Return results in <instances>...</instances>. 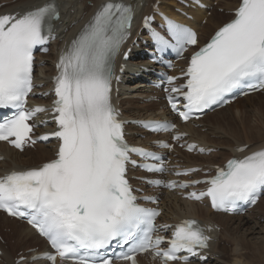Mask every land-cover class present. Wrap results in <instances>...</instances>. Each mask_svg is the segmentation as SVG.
<instances>
[{"label": "snow or ice", "instance_id": "snow-or-ice-1", "mask_svg": "<svg viewBox=\"0 0 264 264\" xmlns=\"http://www.w3.org/2000/svg\"><path fill=\"white\" fill-rule=\"evenodd\" d=\"M60 18L58 5L51 2L23 14L0 16V109L14 110L0 121V141L21 151L26 144L36 143L29 121L46 111L26 108L33 91L34 50L55 38L54 24ZM132 19V7L122 2L109 0L96 11L57 64L53 112L58 130L51 134L60 142L56 158L39 168L0 177V211L25 220L48 241L54 254L43 258L51 264L57 258L71 264H114L110 253L116 248L123 251L115 259L130 264H138V255L148 252L161 264H189V256H198L209 246L205 229L195 220H184L173 227L168 247L162 248L165 237L158 234L156 224L160 212L138 204L127 179L128 165H135L131 154L160 160L126 142L124 124L112 103L114 61L130 34ZM167 22L181 55L188 46L198 44L194 31ZM152 36L158 44L173 46L155 31ZM184 75L186 82L170 89L175 95L170 94L168 101L185 122L196 113L230 103L232 93L264 90V0H240L234 18L191 56ZM175 79L169 77L168 84ZM180 98L186 111L179 110ZM144 126L152 131H175L174 124ZM142 167L148 172L166 171L162 163ZM194 183H204L207 189L192 192L188 198H208L216 211L232 212L238 203L254 205L264 189V149L230 159L214 176ZM164 186L189 187L175 181Z\"/></svg>", "mask_w": 264, "mask_h": 264}, {"label": "bare ground", "instance_id": "bare-ground-1", "mask_svg": "<svg viewBox=\"0 0 264 264\" xmlns=\"http://www.w3.org/2000/svg\"><path fill=\"white\" fill-rule=\"evenodd\" d=\"M45 1L48 0H0V4L3 2L7 3L0 9V14L10 10L17 11L19 9L32 8ZM103 1L104 0H58L59 4L61 5L62 13L57 25L58 29L62 30V37H67L70 33L75 32L77 30L78 23L80 22L81 17L85 13H93L99 6V4ZM125 1L136 4L138 9H140L141 11V15H143L151 11L150 5L152 3L154 4L157 0ZM238 1L239 0H219L220 5L218 7H223L226 10H232L236 7ZM88 3H93L94 6L92 7ZM170 5H176L174 0H162L163 9H168ZM197 16L199 18V22L205 19V15L203 13H198ZM225 18H227V15L218 14L215 11L212 16L208 18L207 24L205 26H201L202 33L210 34L215 28L226 22V20L223 21V19ZM227 20H229V17ZM66 29H69V31L68 33L64 34V30ZM44 59L45 61H47L46 73L52 74L53 70L50 62L55 59V56L49 55L44 57ZM125 91V89L122 90V92ZM261 95V93H258L251 96H245V98H243L242 100L238 99L233 105L228 106L225 109L220 110L219 112L206 116L201 121L203 125L200 128H193L189 124L184 125L183 128L192 133V136L190 137L192 140L200 142L202 145L206 146L209 149L214 148L217 150V152L212 153L210 156H194L187 153H179L175 158L178 159L177 163L187 164L189 166L218 164V160H220V163H224L230 157L235 155V148L238 146L246 144L250 145L249 149L241 155H245L249 152L263 148L264 127H257V129H253L255 127H250L249 134L245 132L247 134L244 136L238 135L232 137L230 136V134V138L229 136H226L222 133L225 129L222 128L223 126L221 127V125L223 124H228L227 127H232L233 125H229L230 121H240L246 118L245 115L247 116L248 111L243 110L245 109V104L241 106V102H248V106L252 105L253 110H255L256 112H260L261 110L264 111V98H262ZM146 96H148V94H146ZM121 105L124 110V114L129 118H147L148 112L151 109L155 110L157 109V107H159V104L156 103L141 104L140 101L134 99V97L121 102ZM231 108H234L237 113L221 116V113H223L225 110L229 111L231 110ZM219 114L221 115L215 117L212 122L208 121L209 117ZM236 128V126L229 128V131ZM203 129H206V132L202 133ZM231 140L233 141L231 142ZM0 150L4 151L8 158V161L0 163V174H2L6 170L11 169L14 165H16L17 167L35 166L43 161L49 160L53 155L51 146H38L36 150H29L23 154H20L0 144ZM165 201L166 204L163 207L165 208L166 212L163 217L167 219L174 220L176 216H194L199 219H203L206 222H216L221 226V230L219 231L220 233H218L216 236L217 241L212 245V248L210 250L215 259L212 261V263L209 261L210 263L208 262L205 264H257L256 258L253 256L254 254L250 253L251 248L254 249V252H257V256L260 257L261 261H264L263 257H261L262 254L264 255V253L261 252V256H259L260 254L258 253L259 249L264 250V235L261 236V234H264V226H261L260 220L256 218L255 221H252V218L256 217L254 216V214L257 210L258 212H261V210L262 212H264V196L256 205L254 210L250 214L245 216H228L224 214H216L213 213L208 207H204L202 205L194 203L187 204L185 201L174 196L173 194H168ZM259 218L262 219L264 217L259 216ZM4 223H6V225H4ZM0 226L1 229L7 228L11 229L14 232L13 235H2L6 240V244L3 246L5 251L3 264H14L15 256L12 255L13 248L15 247L16 249V246L20 244H31L29 245L30 247L27 246L25 250L33 248L39 244L42 245L41 240L31 230L26 228L24 225L18 224L16 221H11L10 219L0 215ZM238 232H241V235H236L238 234ZM233 233H235V235H233ZM252 235H257V238H250V236ZM13 240L15 241V243L12 242ZM221 242L228 243L226 245H233V248L229 249L225 245L222 246ZM227 252L230 253V256L227 254ZM227 255L230 257L228 261L225 259Z\"/></svg>", "mask_w": 264, "mask_h": 264}, {"label": "rangeland", "instance_id": "rangeland-1", "mask_svg": "<svg viewBox=\"0 0 264 264\" xmlns=\"http://www.w3.org/2000/svg\"><path fill=\"white\" fill-rule=\"evenodd\" d=\"M15 1V0H14ZM88 4H93V3H88ZM218 14L220 13V14H222V13H225V12H222L221 10H217L216 11ZM228 19V16H227V18H225V19H223V21H225V20H227ZM261 97L262 98H264V95H261ZM256 99V98H255ZM245 104V109H243V110H246V111H248V113H247V116L245 115V117L246 118H244L243 120H240V121H233V122H231L230 121V124L229 125H233L232 127H234V126H236L237 128L236 129H234V130H230L229 131V128H232V127H227V125L228 124H223V125H221V127L222 128H224L225 130L222 132L224 135H226V136H229L230 134V136L232 137V136H244V135H246L247 133L249 134V128L250 127H255V128H253V129H257V127H264V111L263 110H261L260 112L261 113H263V114H261L260 112H256L255 110H253V108H252V105H249L248 106V102H241V106L242 105H244ZM252 112H251V111ZM226 111V110H225ZM250 111V112H249ZM227 112H229L228 114H230V115H232V114H236L237 113V111L234 109V108H231V110H229V111H227ZM223 116L224 115H226V112H223V113H221ZM220 114V115H221ZM220 115H217V117L218 116H220ZM221 115V116H222ZM213 119H214V117H209V119H208V121L209 122H212L213 121ZM263 125V126H262ZM225 126H226V128H225ZM249 126V127H248ZM247 130H246V129ZM244 129V130H243ZM203 131V130H202ZM234 132H236V133H234ZM245 132H247V133H245ZM203 133V132H202ZM237 134V135H236ZM230 136H229V138H230ZM246 137V136H245ZM233 140H231V142H232ZM245 141V140H244ZM219 161V160H218ZM258 213H260V214H258ZM262 213H264V212H262V210H261V212H258V210L255 212V214H254V216H256V217H253V216H251V217H253L252 218V221H255V218L256 219H258V220H260V222H261V226L263 225L264 226V218H262V219H260L259 218V216H262V217H264V214H262ZM228 222H229V220H228ZM261 229V228H260ZM259 229V230H260ZM259 230H257V231H259ZM231 234V233H230ZM233 235H235V233H233ZM236 235H241V232H238V234H236ZM264 234H261V236H263ZM257 238V235H255V236H250V238ZM227 248H229V249H232L233 248V245H225ZM243 246V245H242ZM256 246H258V245H256ZM16 247H18V246H16ZM30 247V246H29ZM259 248V247H258ZM15 247L13 248V252H12V255L14 256V253H15ZM252 250H253V252H252ZM261 252H263L264 253V250L263 249H259L258 250V253L260 254ZM250 253L252 254H254L253 256L256 258V263L257 264H264V261H261V259H260V257H258L257 256V252H254V249L253 248H251V251H250ZM227 254L230 256V253L229 252H227ZM226 256L225 257V259L228 261L229 259H230V257L229 256ZM256 255V256H255ZM259 256H261V254L259 255ZM261 257H263V259H264V255L262 254V256ZM228 258V259H227Z\"/></svg>", "mask_w": 264, "mask_h": 264}]
</instances>
